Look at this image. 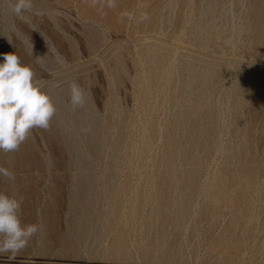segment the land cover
Masks as SVG:
<instances>
[{"label": "rangeland", "instance_id": "rangeland-1", "mask_svg": "<svg viewBox=\"0 0 264 264\" xmlns=\"http://www.w3.org/2000/svg\"><path fill=\"white\" fill-rule=\"evenodd\" d=\"M13 2L0 54L56 113L0 152L40 225L0 264H264V0Z\"/></svg>", "mask_w": 264, "mask_h": 264}, {"label": "clouds", "instance_id": "clouds-1", "mask_svg": "<svg viewBox=\"0 0 264 264\" xmlns=\"http://www.w3.org/2000/svg\"><path fill=\"white\" fill-rule=\"evenodd\" d=\"M10 7L14 15L22 17L33 9V0H14ZM0 55V152L10 153L19 149L33 129L47 130L56 108L30 66L22 64L14 52ZM84 103L85 90L76 82L70 83L71 109L76 111ZM0 179L14 180L15 176L0 167ZM21 204L15 196L0 193V254L11 253L9 259L40 231L39 223L22 225L18 215Z\"/></svg>", "mask_w": 264, "mask_h": 264}]
</instances>
